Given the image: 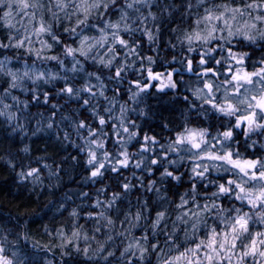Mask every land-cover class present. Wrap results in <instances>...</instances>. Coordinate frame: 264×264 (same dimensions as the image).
<instances>
[{
    "label": "clouds",
    "instance_id": "obj_1",
    "mask_svg": "<svg viewBox=\"0 0 264 264\" xmlns=\"http://www.w3.org/2000/svg\"><path fill=\"white\" fill-rule=\"evenodd\" d=\"M262 69L264 0H0L2 264H264Z\"/></svg>",
    "mask_w": 264,
    "mask_h": 264
},
{
    "label": "snow or ice",
    "instance_id": "obj_2",
    "mask_svg": "<svg viewBox=\"0 0 264 264\" xmlns=\"http://www.w3.org/2000/svg\"><path fill=\"white\" fill-rule=\"evenodd\" d=\"M121 43H123V41H121ZM203 62V61H202ZM237 63H240V61H237ZM189 66H191V61H189ZM262 72H264V69L261 70ZM117 75H119V72H117ZM153 75H155V77H159V73H153L152 71H149V76L150 77H153ZM250 75H254V74H250L249 72H247L246 70L243 71V73L241 72H237L234 76H233V79L236 80V81H240V80H247L250 78ZM134 84H138L137 81H133ZM67 91L71 92L72 89L71 88H68ZM255 99V97L253 98ZM229 107H231V105H229ZM257 107L260 108L261 110H264V99H260L257 101ZM254 116H255V113H250L249 115L247 116H242L240 117V120L241 121H247L249 125H251L252 123H254ZM105 121L104 119L101 117L100 120H99V123L100 124H103ZM125 131H127V129H125ZM228 135H230L231 133H227ZM195 136V133H193L192 135L189 136V139H192L193 137ZM145 140H147V137H145ZM197 147L199 145H196ZM157 161H153V163H156ZM234 164H236L238 167H240L241 169H244V168H252L254 169L256 164L258 162L256 161H244V162H240V161H233ZM29 175H31V172L29 173ZM92 175L95 176L97 175V172L96 171H93L92 172ZM124 189H127L128 188V185L125 184L123 185ZM221 190H223V186H221ZM255 250V247L253 245V251ZM2 261H3V257H0V264H2Z\"/></svg>",
    "mask_w": 264,
    "mask_h": 264
}]
</instances>
